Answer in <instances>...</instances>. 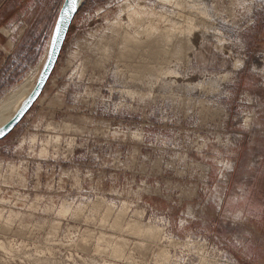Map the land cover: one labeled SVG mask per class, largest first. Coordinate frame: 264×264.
Instances as JSON below:
<instances>
[{
    "label": "rangeland",
    "instance_id": "obj_1",
    "mask_svg": "<svg viewBox=\"0 0 264 264\" xmlns=\"http://www.w3.org/2000/svg\"><path fill=\"white\" fill-rule=\"evenodd\" d=\"M63 2H16L0 108ZM84 4L0 142V264H264V0Z\"/></svg>",
    "mask_w": 264,
    "mask_h": 264
},
{
    "label": "water",
    "instance_id": "obj_2",
    "mask_svg": "<svg viewBox=\"0 0 264 264\" xmlns=\"http://www.w3.org/2000/svg\"><path fill=\"white\" fill-rule=\"evenodd\" d=\"M64 3L65 0L63 2V5ZM73 17L74 15L72 16V19L65 25V30L61 34L59 43L56 44L55 48L52 47L45 68L43 70V73L34 91L32 92L29 100L26 102L23 108L14 116V118L10 122H8L4 126V128L1 129L3 130L4 134L0 136V142L3 141L7 136H9L14 129L17 128V126L22 122V120L26 117V115L30 112V110L34 107V105L37 103V101L40 99L41 95L43 94L44 89L46 88L47 84L51 79L53 71L57 65V62L63 50L64 44L66 42L73 21Z\"/></svg>",
    "mask_w": 264,
    "mask_h": 264
},
{
    "label": "bare ground",
    "instance_id": "obj_3",
    "mask_svg": "<svg viewBox=\"0 0 264 264\" xmlns=\"http://www.w3.org/2000/svg\"><path fill=\"white\" fill-rule=\"evenodd\" d=\"M85 1L86 0H78V10H77V12L83 6ZM76 13H74L73 15H75ZM37 83L38 82L33 77L31 80H29L25 84V87H24L25 91L22 93L21 101H19L17 103H13V104L9 103V104H6V105H4V106H2L0 108V130L2 128H4V126L8 122H10L14 118V116L23 108V106L29 100V98H30L32 92L34 91Z\"/></svg>",
    "mask_w": 264,
    "mask_h": 264
},
{
    "label": "snow or ice",
    "instance_id": "obj_4",
    "mask_svg": "<svg viewBox=\"0 0 264 264\" xmlns=\"http://www.w3.org/2000/svg\"><path fill=\"white\" fill-rule=\"evenodd\" d=\"M78 10V0H65V3L59 13L58 19L54 23V35H53V48L59 43L61 34L65 30V25L72 19L74 13ZM242 67V65H237ZM3 130H0V136H2Z\"/></svg>",
    "mask_w": 264,
    "mask_h": 264
},
{
    "label": "crops",
    "instance_id": "obj_5",
    "mask_svg": "<svg viewBox=\"0 0 264 264\" xmlns=\"http://www.w3.org/2000/svg\"><path fill=\"white\" fill-rule=\"evenodd\" d=\"M18 0H0V37L4 31L5 23L13 18L21 3ZM0 46H9L8 41L2 42L0 38Z\"/></svg>",
    "mask_w": 264,
    "mask_h": 264
},
{
    "label": "trees",
    "instance_id": "obj_6",
    "mask_svg": "<svg viewBox=\"0 0 264 264\" xmlns=\"http://www.w3.org/2000/svg\"><path fill=\"white\" fill-rule=\"evenodd\" d=\"M83 7H85V4H84V6Z\"/></svg>",
    "mask_w": 264,
    "mask_h": 264
}]
</instances>
